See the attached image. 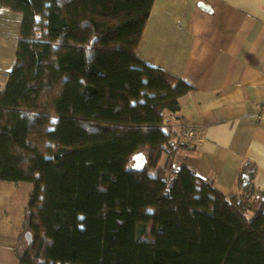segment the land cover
Returning a JSON list of instances; mask_svg holds the SVG:
<instances>
[{"label":"trees","instance_id":"trees-1","mask_svg":"<svg viewBox=\"0 0 264 264\" xmlns=\"http://www.w3.org/2000/svg\"><path fill=\"white\" fill-rule=\"evenodd\" d=\"M155 2L0 0L21 17L0 181L32 186L37 220L20 264H264V194L256 209L175 167L193 144L168 115L193 87L137 54Z\"/></svg>","mask_w":264,"mask_h":264},{"label":"crops","instance_id":"crops-1","mask_svg":"<svg viewBox=\"0 0 264 264\" xmlns=\"http://www.w3.org/2000/svg\"><path fill=\"white\" fill-rule=\"evenodd\" d=\"M20 25V15L0 11L2 85L16 63ZM137 54L193 87L176 117L198 131V140L178 150L175 167H188L228 198L248 195L261 207L255 194H264V120L257 118L264 108V0H156ZM246 167L254 168L253 180L243 174ZM10 186L7 202L30 189L0 181V189ZM21 242L0 232V264H20L27 253H18Z\"/></svg>","mask_w":264,"mask_h":264},{"label":"rangeland","instance_id":"rangeland-1","mask_svg":"<svg viewBox=\"0 0 264 264\" xmlns=\"http://www.w3.org/2000/svg\"><path fill=\"white\" fill-rule=\"evenodd\" d=\"M118 98L127 99L125 94L121 91L117 93ZM6 185H12L13 183L4 182ZM28 185L30 189H22L21 192L16 191V196L12 195L14 199L11 202L5 200L7 193H9L13 186L10 188L0 189V207L2 212H0V232L5 235L11 236H21L22 242L18 247V253L25 254L28 252V242L26 239L27 233H30L31 225L37 223V220L34 218L36 212H31L29 210V200L30 192L32 191V186L30 184L22 183ZM15 185V184H13ZM15 187V186H14ZM8 203L9 207L7 210L3 208V205ZM207 260V259H206ZM201 264H208L207 261H203Z\"/></svg>","mask_w":264,"mask_h":264},{"label":"built area","instance_id":"built-area-1","mask_svg":"<svg viewBox=\"0 0 264 264\" xmlns=\"http://www.w3.org/2000/svg\"><path fill=\"white\" fill-rule=\"evenodd\" d=\"M3 91H4V87L2 85H0V93H2ZM257 118L259 120H264V108L259 111V113L257 114ZM169 123H171L173 125L176 124L180 128L183 129L182 138L187 139V140H189L191 142H195V141L198 140V134H199L198 131L195 128H193V127H189L187 125L185 126L184 124L180 123L177 120L175 115H173V114L169 115ZM174 175L175 174H173V176Z\"/></svg>","mask_w":264,"mask_h":264},{"label":"water","instance_id":"water-1","mask_svg":"<svg viewBox=\"0 0 264 264\" xmlns=\"http://www.w3.org/2000/svg\"><path fill=\"white\" fill-rule=\"evenodd\" d=\"M199 6L201 7V9L209 10V6L205 5L203 3H200ZM134 161H135L134 169L137 171H142L145 167L146 160H144V159L142 160L141 155H137L134 157ZM26 239H27L28 244H32L33 240H32V234L31 233H27Z\"/></svg>","mask_w":264,"mask_h":264},{"label":"bare ground","instance_id":"bare-ground-1","mask_svg":"<svg viewBox=\"0 0 264 264\" xmlns=\"http://www.w3.org/2000/svg\"><path fill=\"white\" fill-rule=\"evenodd\" d=\"M177 118V117H176ZM177 120H178V118H177ZM180 123H182V124H184L185 126L187 125V124H185V123H183L182 121H180V120H178ZM261 122L263 121V120H260ZM168 122H169V115H168ZM173 125V124H172ZM173 130L174 131H176L177 133H178V135L182 138V133H183V129L182 128H180L178 125H173ZM182 139H184V138H182ZM186 141H189V140H187V139H185ZM189 142H191V141H189ZM193 143V142H192ZM195 144V143H194ZM172 176H173V174H172Z\"/></svg>","mask_w":264,"mask_h":264}]
</instances>
